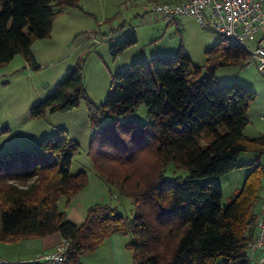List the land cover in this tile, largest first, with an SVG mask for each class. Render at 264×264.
Listing matches in <instances>:
<instances>
[{
	"label": "trees",
	"instance_id": "1",
	"mask_svg": "<svg viewBox=\"0 0 264 264\" xmlns=\"http://www.w3.org/2000/svg\"><path fill=\"white\" fill-rule=\"evenodd\" d=\"M0 4V65L22 54L32 70L40 69L33 42L51 36L63 7L91 14L80 0ZM137 41L132 31L112 44L110 52L115 58ZM205 55V62L196 65L181 45L168 55L141 56L114 74L100 104L85 91V57L78 58L29 115L39 119L48 112H68L85 101L91 129L88 154L104 181L131 199L132 216L114 204L97 203L81 225L68 218L60 200L70 204L88 184L89 174L72 173L81 144L66 128L56 127L25 163L20 154L0 155V241L60 233L69 241L63 264H83L81 257L112 234L131 233L128 248L134 264H216L219 257H225L223 264H254L247 245L257 229L264 165L260 160L248 164L253 168L226 203L221 182L208 180L239 168L241 152L264 156V134L244 132L257 93L239 81L220 83L216 76L222 66L247 65L251 55L222 35ZM204 68L207 74H202ZM140 105L148 108L145 123L133 118ZM107 114L112 117L105 119ZM7 130L4 126L0 133ZM171 163L189 175L167 178ZM30 261L19 264H36Z\"/></svg>",
	"mask_w": 264,
	"mask_h": 264
},
{
	"label": "rangeland",
	"instance_id": "2",
	"mask_svg": "<svg viewBox=\"0 0 264 264\" xmlns=\"http://www.w3.org/2000/svg\"><path fill=\"white\" fill-rule=\"evenodd\" d=\"M1 8L2 5L0 4V9ZM111 26H114V24H111ZM178 26L179 24L174 23L169 25L167 32L168 39L162 41L159 40L158 42L159 47L161 42H167L165 47L166 50H168V54L175 52L173 51V48H178L179 46L183 45V39L182 41H180L183 33L178 32V30L176 29L178 28ZM200 26L204 27L202 25ZM199 28V26H195V29H197V34H200ZM95 29L97 31L93 32V34L89 32L90 38L88 40V35L83 34L84 32L76 33L73 39L70 41L69 47L73 51L72 55L76 57V61L80 57H85L83 70L85 91L95 103L100 104L105 100L107 94L109 93L114 74L117 71L124 70L129 65H131V63L141 58V56L148 59L153 57L154 55H151L154 54L153 52L154 50H156L157 44L152 41L150 42V37L145 32V34H143V39L140 37L139 43H136L133 47L123 52L122 58L114 59L110 53V47L112 44L109 43L111 38L104 37L106 36L104 35V33L108 32L107 25L104 24L101 26L100 24H95L93 30ZM100 29L103 32V35L100 33ZM205 29L219 36L217 32L211 29H207L206 27ZM117 33L118 32L116 31L114 34L116 35ZM185 40L186 44L188 45L187 51L191 52L190 54L193 58L191 59L194 64L198 62V59H206L205 53L201 52L200 49L197 50V47L201 46L200 39L198 38L195 40V34L189 32ZM75 46L77 47V51L74 50ZM51 50L52 47L48 45V48H46L43 52L47 53L51 52ZM141 51L144 52V55L138 56ZM56 54L57 53L54 52L52 55L55 56ZM129 55H131V60L126 63L125 61H127L130 57ZM22 57V54H18L9 63L0 66V129L4 126L8 127L7 131L0 133V148L2 149L4 144L8 143L9 141L20 140L21 137H23L25 140H28L29 133H35L36 142L38 141L39 143L43 137L50 136L55 131L56 127H64L70 132L71 136H73L74 139L76 138L77 140H79L78 142L81 144V150L74 156V160L71 166L72 173H77L83 169L88 168L87 166H90L92 160L87 152L91 137L90 124L87 115H85V117L83 118H79L68 114L70 112H48L45 117L39 119L31 118L29 115L30 108L37 104L40 100L44 99L50 93H52L55 89L56 84L62 80V78L59 77V75H61L62 73H60L57 78L52 77L53 71L56 70L57 67H59V64L55 67H48L47 64L41 66L38 63L40 65V69L31 70L29 66L28 69L25 68V65L23 64L24 58ZM1 67H5L4 69H8L1 70ZM9 69L13 70L8 71ZM207 72V68H204L202 70V74H207ZM216 76L220 83H232L234 81L241 82L257 93V99H260L261 102L264 101V74L259 71L256 62H251L250 64L243 66H222L220 69L218 68L216 70ZM79 109H85L88 112L85 101H82L81 106L78 108V110L74 111H80ZM250 109H253L248 111L249 118H252V125L249 126L248 130L256 127L259 124V114L264 113L263 109L255 113V109L258 108L253 105L250 107ZM111 117L112 115L107 114L105 119H109ZM133 118L143 123L147 122L149 120L147 106L140 105ZM261 128L264 130V121L261 125ZM43 132L45 135H42ZM36 145L29 144L26 151L21 153H14V155L20 154L23 162L25 163L28 153L37 150V147H35ZM248 166L250 167V171L253 168L252 166L247 165L244 168H249ZM244 168L235 169V172H233V174L227 173L221 176H211L208 178V180L222 181V201L224 203L229 202L233 198L234 193L237 190L236 185L233 181L234 178L227 175H235ZM188 175L189 171L186 168L178 167L174 163H171L166 167L165 176L167 178H175L178 176L187 177ZM198 181H203V179H198ZM242 184L240 185V187L242 186ZM111 186L115 188L121 195V198L115 201V205L118 206L119 210L123 214L132 216L133 204L129 197L122 195L120 193L121 191L115 186ZM127 237L131 236L127 235ZM63 240L59 244H61ZM23 243L16 244L0 241V245L14 244L16 245V247H22L24 245ZM55 247H57V245ZM25 250L30 251V249ZM8 252L9 251H4V249L0 247V258L9 260L17 259H10L13 257L9 258L7 257L9 255H3L7 254ZM30 258H21L20 261H30ZM224 261L225 257H219L216 261V264H223ZM126 262L127 264H134L132 252L130 249L127 250Z\"/></svg>",
	"mask_w": 264,
	"mask_h": 264
},
{
	"label": "crops",
	"instance_id": "3",
	"mask_svg": "<svg viewBox=\"0 0 264 264\" xmlns=\"http://www.w3.org/2000/svg\"><path fill=\"white\" fill-rule=\"evenodd\" d=\"M80 2L83 8L91 14H86L78 8L63 7V13L58 16L54 21L51 36L48 38L35 39L33 42V52L37 62L41 66L47 64L48 67H55L59 64V67H57L56 70L53 71L52 77L54 78H57L60 73L62 74L59 75V77L63 78L65 75L64 73L70 70L76 62V57L72 55L73 51L69 47V43L73 39L74 35L76 33L84 32L83 34L88 35V40L90 38L89 34H93V32L97 31L96 29L93 30L95 24H100L101 26L104 24L107 25L108 32L104 33V35H106L104 37L111 38L109 44H113L120 41L131 31L136 32L138 37L137 43H139L140 37L143 39V34H145L146 32L150 37L149 41L155 42V44H157V48L156 50H154V54H152L151 56L168 55V50H166L165 47L167 42H161L160 47L158 46V42L159 40L162 41L168 39V26L173 23L179 24L178 28L176 29L178 30V32L183 33L180 41H182L183 39V46H185V50L191 58V52L187 51L188 45L185 42V38L189 32L195 34V40L198 38L200 39L201 47H197V50L200 49V51L203 53H205L208 48L212 47L217 41L221 39L220 34L219 36L215 35L210 31L206 30L205 27H201L198 24L197 20L190 15L176 18L169 23L165 22L161 18L159 13L152 11L146 6L144 0H80ZM111 24H114V26H111ZM195 26L200 27V34L196 33L197 29H195ZM116 31L118 33L115 35L114 33ZM100 33L103 35L101 29ZM46 44L52 47L51 52H43L46 48H48V45ZM179 47L173 48V51L178 50ZM74 50L77 51L76 46L74 47ZM54 52L57 53L55 56L52 55ZM122 54L123 52L115 58L112 56V54L111 56L114 59H119L122 58ZM139 55H144V52L141 51L138 56ZM129 56L130 57L128 58V60L125 61L126 63L131 60V55ZM205 60L198 59L196 65H202ZM23 64L25 65V68L28 69V63L26 62L25 58ZM4 68L5 67H1V70L8 69ZM12 70L13 69H9L8 71ZM252 105L258 108L255 109V113H257L261 109L264 110V101L261 102L260 99L256 98V100L251 104V106ZM250 107L249 110H253L250 109ZM74 110H78V108L68 111L70 112L68 114L79 118H83L85 117V115H87L88 117V112L85 109H79L80 111ZM259 117V124L256 127L248 130L249 126L252 125V118H250V123L247 125L244 131L246 135L259 136L264 134V130L261 128V125L264 121V113H260ZM42 135H45L44 132ZM75 140L77 139L75 138ZM36 143L38 145V141L36 142V134L29 133L28 140H25L23 137H21L20 140L9 141L8 143L4 144L3 148H0V155L6 153H21L28 149L29 144L36 145ZM37 145L35 147H37ZM256 160H260V162L264 165V156H260L257 152H241L238 157V162L241 165L239 168H244L245 166L255 162ZM87 167L88 168L83 170H86L89 174L88 184L74 197L70 204H65V198H62L60 200V206L61 208L66 210L68 218L78 225H81L84 222L87 211L92 205L97 203H110L115 205V201L121 198V195L117 192V190L111 185H109L107 182H105L104 179L100 176V174L97 173L93 162L90 164V166ZM249 169L250 167L244 168L241 169V171H239L235 175H227L232 176L234 178L233 181L236 185V189H238L240 185L244 182V179L248 174ZM233 172L235 171L233 170L228 174H233ZM259 196L260 197L257 201L255 208V211L258 214L257 221L264 210V180L262 182ZM127 235H130L131 237H127ZM63 239L64 237L62 236V234L53 233L44 237L26 238L19 242H16V244H22L24 242V245L22 247H16V245L14 244L0 245V247L4 249V251H9L7 254L3 255H9L7 256L9 258L13 257L10 259L17 258L15 260H20L21 258L23 259L26 257H31L30 259H33L34 257H37L43 253L53 250L55 246L58 245ZM132 240L133 235L131 233H114L110 237H108L105 240L104 244L99 247L96 251L83 255L81 257L82 263L84 262L83 264H127L126 259L127 250L129 249L128 244ZM25 249H30V251H26Z\"/></svg>",
	"mask_w": 264,
	"mask_h": 264
},
{
	"label": "built area",
	"instance_id": "4",
	"mask_svg": "<svg viewBox=\"0 0 264 264\" xmlns=\"http://www.w3.org/2000/svg\"><path fill=\"white\" fill-rule=\"evenodd\" d=\"M146 6L160 14L165 22L193 16L197 22L230 41L240 44L264 74V0H144ZM69 241L31 259V263L63 264ZM254 264H264V210L257 221L255 237L247 245ZM20 260L0 258V263L19 264Z\"/></svg>",
	"mask_w": 264,
	"mask_h": 264
}]
</instances>
